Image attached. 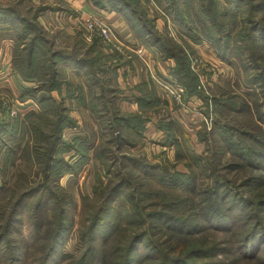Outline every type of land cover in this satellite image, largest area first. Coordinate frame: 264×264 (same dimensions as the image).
Instances as JSON below:
<instances>
[{"label":"trees","instance_id":"obj_1","mask_svg":"<svg viewBox=\"0 0 264 264\" xmlns=\"http://www.w3.org/2000/svg\"><path fill=\"white\" fill-rule=\"evenodd\" d=\"M14 1H0V45L12 44L13 71L33 83L18 95L32 106L0 123V264H264V0H87L121 15L136 40L173 61L182 103L198 98L203 113L211 109L210 130L203 125L194 136L201 151L150 80L134 87L136 111L124 112L106 84L115 73L99 41L56 47L39 23L55 9ZM147 3L156 8L151 16ZM204 44L234 75L210 96L190 69ZM69 65L83 83L64 79ZM74 110H87L95 133L64 136L78 128ZM152 119L162 152L150 160L131 151L145 146ZM92 158L105 180L80 197L75 224L76 203L61 180ZM22 163L35 169L32 181ZM10 167H17L12 183ZM74 225L79 250L63 255Z\"/></svg>","mask_w":264,"mask_h":264},{"label":"rangeland","instance_id":"obj_2","mask_svg":"<svg viewBox=\"0 0 264 264\" xmlns=\"http://www.w3.org/2000/svg\"><path fill=\"white\" fill-rule=\"evenodd\" d=\"M2 1L3 4H7L10 2H15L14 0H0ZM32 1V0H31ZM33 5L35 4L34 2H31ZM41 21H46L45 24H43ZM39 23L42 24V26L48 30V32L50 33L48 36H55V38H53V40L56 42L55 46L56 47H62L65 44L67 46H71L73 43H76L77 40H81L83 43H85L86 45H89L93 42V40H98L99 41V45L101 48L106 47V45L104 44V42L102 41L101 38H99L97 35L95 34H90L88 33L82 25L80 24H76L75 26L72 25H68V29L67 26H65L66 24H57L55 19H48V17H46V19H41L39 20ZM159 28L162 30V26L159 24ZM208 45H202V53L201 55H199L198 53H196L195 57H199V60L203 63L202 64V81H203V86L204 88L206 87L207 89V94L210 96L211 94H214L215 88H216V83L220 84V87H222V84L224 83V81H222L224 78H221L218 80V82L215 83V81H209V78H211L212 75V71H216L219 70V74L220 75H224L225 78L227 77V74L229 73V76L231 75V81H233L234 75H233V71L230 70L228 68V66L222 62V61H218L214 51L213 54L215 56H212L210 53H212V49L208 46ZM207 49H206V48ZM210 54V57L208 56ZM11 56H12V44L10 42H2L0 45V123L3 122V120L5 118H13L16 115L19 114V116L24 115L27 111L30 110V106H32L31 102H20L18 100V95L21 89H23L24 87H30L33 83L32 82H25L23 81L12 69L11 67ZM64 79L67 81H71L73 84L78 85L83 83V81L85 80V75L83 74V76H73L72 74H70L68 71L64 70ZM207 75V78H206ZM103 76H101L102 78ZM215 78V76H213ZM107 77H105L106 80ZM212 79V78H211ZM222 82V83H220ZM200 84V83H199ZM111 86H113L112 84H110ZM74 87V86H73ZM126 87V86H125ZM219 87V86H217ZM219 87V88H220ZM71 89H75L72 88ZM95 92H99L98 88L94 87ZM236 91V90H234ZM62 94L65 95L64 89L62 90ZM53 97H57V95L55 93H53ZM84 97H86V99H88V95H87V90L84 89ZM196 102V101H194ZM127 109V106H126ZM197 111H203V107L197 105L196 106ZM128 110V109H127ZM179 119L183 122V126L185 127V129L192 135V140L194 143V146L196 148L197 151H201L202 150V146L201 144H198L194 138L195 136V131L192 127L194 126V119L193 117L188 113L187 109H180L177 112ZM73 118H77V122H78V128L77 130H81V138L84 136H90L91 133H95V129H94V124L91 121V118L87 112V110H80V111H76L74 110L73 112H71L70 114ZM109 118V117H108ZM153 126L149 125L147 127L146 133H144V135L146 137H149V139H154L155 138V134L156 131L155 129L153 130ZM75 132V131H74ZM64 136L67 138H71L72 135L65 133ZM145 137V141L146 145L140 150L138 148L136 149H132V153H134L135 155H140L141 153H144L146 155V157L150 160L155 159L153 156H157L159 153H161V150H157L155 149V147L150 145V142L148 143V139ZM147 139V140H146ZM29 140V135L24 136V143H26ZM144 139H142L143 141ZM159 156V155H158ZM157 156V157H158ZM165 156L167 157V160H172L173 159V152L172 151H166L165 152ZM161 157V156H159ZM67 158H69L70 160H72L74 162L75 157H73V155H68ZM92 161H89L81 170V172L76 176H65L62 180H61V185L68 191L70 192V194L72 195V197L75 200L76 203V210L75 212L73 211L71 214L73 216V220L74 223L76 224L77 221H79L80 219V214H79V210H80V197L81 196H87L90 195V192L92 191L93 186H95L97 184V182H100L101 180H105V177L102 175L101 170H100V166H99V162L94 160L93 158L91 159ZM156 162H160V160L157 158L155 160ZM20 170L27 172V174L29 175L28 181H32L33 180V173L35 171V169H33V167H26V165H23V163L18 166ZM17 167L14 168H9L8 169V173H7V180L9 179L10 182H14L16 180L17 177H15L12 174L15 173L14 170H16ZM102 176V177H101ZM11 182V183H12ZM18 186H20L17 182L15 183ZM21 187V186H20ZM20 191V190H19ZM18 191V192H19ZM27 233V229L26 227H24L22 229L21 235L25 236ZM78 239L76 238V226L74 225L72 231L70 232L67 240L65 243H63L62 245V254H66V255H74L77 253V251L79 250V246H78ZM60 260V258H58L56 260V263H58V261ZM53 261L50 262V264H56ZM60 264V263H59Z\"/></svg>","mask_w":264,"mask_h":264},{"label":"crops","instance_id":"obj_3","mask_svg":"<svg viewBox=\"0 0 264 264\" xmlns=\"http://www.w3.org/2000/svg\"><path fill=\"white\" fill-rule=\"evenodd\" d=\"M38 1L39 0H32V2H34L35 4H38L39 3ZM43 4L51 8H54L55 11L47 12L46 14H44L42 18H40V20L46 19V17H48V19L50 18L55 19L57 24L59 23L66 24L65 26H67V29H68V25H72V26H75L76 24L81 25L80 22L87 15L99 16L102 19L106 20L109 24H111L116 29V32L118 33L121 40L130 48V50H132V52L129 50H123L121 52H118L108 47L102 48V54L104 56L103 58L108 59V63H107L108 66L106 67L110 66L112 70L114 69L113 73H115L114 78L111 72L107 74L106 84L109 85L112 89H114V91L115 90L117 91L116 95L118 98H120L119 105L121 109L124 112L136 111V104L134 100L131 98L132 94H137L134 90V87L143 82H146L147 80H150V83L157 92V96L160 97V99L161 97L163 98V96L167 98L166 100L168 101V105H169L168 109L171 111L170 112L171 116L177 118L183 125V122L179 119V116L177 114V112L180 109H178L173 105L170 97L167 95L165 91H163L158 86L157 82L155 81L156 79H162V80L171 79L169 70L174 65L173 61L170 59L165 61L160 60L158 57V53L154 48L146 47L141 42L136 40L132 35V33L130 32V30L128 29L126 21L121 15L113 12L98 10L91 3L87 2V0H43ZM146 5L149 7L150 16L153 14V11L156 12V8L154 7L153 4L147 3ZM41 22L43 24L46 23V21H41ZM159 24L162 26V30H163V26H164L163 20L161 19L156 20L157 28L161 30L159 28ZM138 50L141 52L140 55L137 54ZM194 51L199 55H201L202 47L195 46ZM210 54L213 59V56H215L213 54V51ZM210 54L208 55L209 57ZM66 71H68L73 76H81V74H77L76 71L70 65L66 67ZM209 81H211V78H209ZM110 84H112L113 86H111ZM193 99H190L189 102H192L194 106L197 105L201 106V104L198 102V99L197 100L195 99L193 100ZM126 106L128 110L126 109ZM190 111L191 110H189L188 113H190ZM152 120H153L152 122L147 124V127L149 125H152L153 128L155 129L154 119ZM197 123L198 121L196 122V124ZM146 130L144 131V133H146ZM155 131L156 134L154 139L152 138L149 139V137H146L145 135L144 137H146L149 140L148 143L150 142L151 146L159 150L160 148L154 146L153 142L161 137V132H158L156 129ZM65 133L72 135L71 138L67 137L68 139H73L81 136V130L79 129L68 130ZM90 161L93 162V160Z\"/></svg>","mask_w":264,"mask_h":264},{"label":"built area","instance_id":"obj_4","mask_svg":"<svg viewBox=\"0 0 264 264\" xmlns=\"http://www.w3.org/2000/svg\"><path fill=\"white\" fill-rule=\"evenodd\" d=\"M80 23L88 33L95 34L99 38H101L104 44L106 45V47L111 48L118 52H121L123 50H129L132 52V50H130V48L121 40L118 33L116 32V29L101 17L95 15H87ZM201 46L202 45H200V47ZM137 54L140 55L141 52L138 50ZM195 55L190 56V69L199 79L200 84L198 86V91H201L204 95L208 96L207 89L206 87L204 88L203 86V81L201 76L203 70L202 69L203 63L199 60V57L197 59ZM212 75L215 76V78L212 76L211 81H215V83L218 82V80L221 78L226 79L229 77V73L226 78L224 75H220L219 70L212 71ZM224 79L222 81H224ZM155 81L157 82L158 86L167 93L171 101L177 106L178 109H187L188 111L191 110L189 114L194 119V123H195L193 126L194 130L196 129V131H198L203 125L206 130H210L212 122L214 120V115L211 112V109L209 110L208 114H205L203 113V111H197L196 106H194L192 102H187L186 104L182 103L183 90L181 87L176 85L172 79H168V80L156 79ZM194 99L197 100L198 98H194ZM198 102L202 106V103L199 99ZM197 121L198 123L196 124Z\"/></svg>","mask_w":264,"mask_h":264}]
</instances>
